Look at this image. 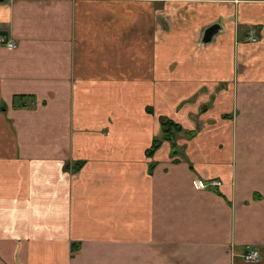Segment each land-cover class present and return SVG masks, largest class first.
Here are the masks:
<instances>
[{
  "label": "crops",
  "instance_id": "crops-1",
  "mask_svg": "<svg viewBox=\"0 0 264 264\" xmlns=\"http://www.w3.org/2000/svg\"><path fill=\"white\" fill-rule=\"evenodd\" d=\"M1 38L0 264H264V0H6Z\"/></svg>",
  "mask_w": 264,
  "mask_h": 264
},
{
  "label": "trees",
  "instance_id": "trees-1",
  "mask_svg": "<svg viewBox=\"0 0 264 264\" xmlns=\"http://www.w3.org/2000/svg\"><path fill=\"white\" fill-rule=\"evenodd\" d=\"M17 99H25L24 96H19L17 97ZM24 105L22 102H17L15 103V106H22ZM151 111V110H149ZM161 125H162V129H163V137L161 139H157L154 141L153 147L152 149L149 151V156H153L154 152L157 151L159 149V147L161 146V143L163 141H169L171 142L172 146H173V155H177V145H176V137L178 134H181L184 132L183 128L176 124L175 122L167 119V118H161ZM188 133L189 137H194L196 136L195 132H186ZM79 169V168H78ZM76 169V170H78ZM79 245L78 244H73V248H72V257H74L76 255V253L79 252Z\"/></svg>",
  "mask_w": 264,
  "mask_h": 264
},
{
  "label": "built area",
  "instance_id": "built-area-1",
  "mask_svg": "<svg viewBox=\"0 0 264 264\" xmlns=\"http://www.w3.org/2000/svg\"><path fill=\"white\" fill-rule=\"evenodd\" d=\"M245 38L248 43L255 44L258 43L259 38V31L257 28H248L245 33ZM0 45L6 46L8 48H16L17 43L11 40H7L5 38L0 39ZM195 186L199 189H207V188H218L221 186V183L218 180H212L208 183H202L201 181H195ZM243 259L246 262H259L261 259L260 253L257 249L252 247H248V250L243 255Z\"/></svg>",
  "mask_w": 264,
  "mask_h": 264
},
{
  "label": "water",
  "instance_id": "water-1",
  "mask_svg": "<svg viewBox=\"0 0 264 264\" xmlns=\"http://www.w3.org/2000/svg\"><path fill=\"white\" fill-rule=\"evenodd\" d=\"M0 1H6V0H0ZM221 32V26L219 24H215L211 27H209L205 33L203 38L204 44H210L213 42L214 38Z\"/></svg>",
  "mask_w": 264,
  "mask_h": 264
}]
</instances>
